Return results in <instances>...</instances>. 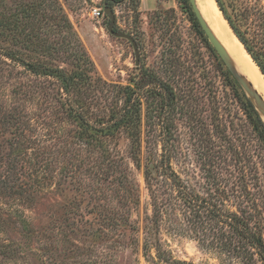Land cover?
<instances>
[{
  "label": "rangeland",
  "instance_id": "rangeland-1",
  "mask_svg": "<svg viewBox=\"0 0 264 264\" xmlns=\"http://www.w3.org/2000/svg\"><path fill=\"white\" fill-rule=\"evenodd\" d=\"M220 1L263 60L264 0ZM73 48L86 52L98 80L87 99L90 121L117 105L118 86L146 81L145 72L171 86L182 113L167 112L165 93L157 109L162 98L146 84L141 154L134 156L125 133L89 131L64 112L56 81L25 66L74 69ZM246 99L189 0H0V121H8L0 125V264H168L159 251L169 264H217L177 213L156 223L155 206L172 187L158 178L151 191L145 170L160 175L169 125L172 169L202 190L198 154L215 139L207 132L220 135L227 126L223 136L245 145L264 177V148Z\"/></svg>",
  "mask_w": 264,
  "mask_h": 264
},
{
  "label": "trees",
  "instance_id": "trees-1",
  "mask_svg": "<svg viewBox=\"0 0 264 264\" xmlns=\"http://www.w3.org/2000/svg\"><path fill=\"white\" fill-rule=\"evenodd\" d=\"M216 1L234 33L264 73V59L259 57L256 47L241 32L221 1ZM61 18L65 31L71 36L72 27L69 20L64 15ZM66 46L71 47L70 44ZM76 47L80 46L76 44ZM72 53L74 69L71 70L30 63H26L25 66L36 76L56 81L61 97L64 98V102L61 100L60 102L68 117L81 122L89 131L92 130L97 135L102 134L106 138H117L120 133H125L132 143L134 156L141 154L142 149V99L145 95L142 91L146 84H151L153 88L151 90L155 91L151 93L152 95L154 93L155 96L162 98V105L158 103L157 109H164L165 101L170 99V103H166L170 105L167 112L182 113L184 106L176 103V95L173 94L171 86L162 83L155 74L144 71L141 78L147 79L146 81L135 82V86H118L114 90L117 95V105L109 114L97 117L95 123L90 121L87 99L90 100L93 91L98 90L96 89L98 80L91 77L93 66L86 52L76 49ZM170 95L171 97L168 98L167 96ZM122 99L123 104L118 106ZM243 106L249 124L264 148V121L250 100L243 101ZM5 124H8L7 120L0 121V125ZM163 126L165 137L160 175L156 167H154L155 173L150 171L151 169L145 170L151 191L154 190L152 189L154 185L160 187L158 178H165L162 184L167 186L170 184L172 187V192L168 187L165 189L170 193L168 198L162 200L159 206H155L156 223L170 221L171 218L167 220V217L171 210L173 214L177 213L176 218L189 226L201 249L212 255L217 264H264V177L260 174L257 163L249 155L248 149H242L241 146L245 145L239 146L237 141H231L227 136H223L227 132V126L222 130L224 134L221 133L222 131L220 135L207 132V138L215 136V139L208 141L209 145L204 153L198 154L204 181L199 183L202 189L199 190L197 184L182 180L172 169L171 150L174 135L169 125ZM154 181L156 183L152 184ZM153 200L157 203L156 194ZM166 256V253L161 254L159 251V258L169 264L171 259H167ZM172 264L194 263L172 261Z\"/></svg>",
  "mask_w": 264,
  "mask_h": 264
},
{
  "label": "bare ground",
  "instance_id": "bare-ground-1",
  "mask_svg": "<svg viewBox=\"0 0 264 264\" xmlns=\"http://www.w3.org/2000/svg\"><path fill=\"white\" fill-rule=\"evenodd\" d=\"M201 14L235 61L238 69L264 98V76L242 42L231 29L216 0H197Z\"/></svg>",
  "mask_w": 264,
  "mask_h": 264
},
{
  "label": "water",
  "instance_id": "water-1",
  "mask_svg": "<svg viewBox=\"0 0 264 264\" xmlns=\"http://www.w3.org/2000/svg\"><path fill=\"white\" fill-rule=\"evenodd\" d=\"M192 10L195 14V17L206 35L209 43L212 45L224 66L228 70V72L232 75V77L236 80V82L240 85L243 91L246 93L250 102L254 105L256 111L259 113L260 117L264 121V98L258 92V90L254 87V85L248 80V78L240 72L235 61L228 53L224 45L217 38V36L212 31L211 27L201 14V11L197 5V0H189Z\"/></svg>",
  "mask_w": 264,
  "mask_h": 264
},
{
  "label": "built area",
  "instance_id": "built-area-1",
  "mask_svg": "<svg viewBox=\"0 0 264 264\" xmlns=\"http://www.w3.org/2000/svg\"><path fill=\"white\" fill-rule=\"evenodd\" d=\"M92 16H93L94 18L99 19V18L102 16L101 9H99V8H95V9L92 11Z\"/></svg>",
  "mask_w": 264,
  "mask_h": 264
}]
</instances>
